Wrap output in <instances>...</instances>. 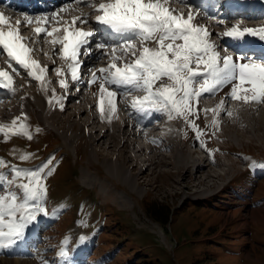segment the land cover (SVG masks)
<instances>
[{
  "label": "rangeland",
  "instance_id": "rangeland-1",
  "mask_svg": "<svg viewBox=\"0 0 264 264\" xmlns=\"http://www.w3.org/2000/svg\"><path fill=\"white\" fill-rule=\"evenodd\" d=\"M5 15L10 21L20 14L9 13ZM22 27L36 50L43 51L42 54L47 52L50 42L61 31V28L56 26L53 28L58 29V31L54 32L52 36L44 33L39 34L37 38L33 32L32 24L25 23L23 26L22 23ZM53 28L47 27L49 32ZM57 57L55 56L54 59H59ZM45 59L49 60L48 58ZM105 59H107L106 56ZM59 60L57 62H61ZM99 61L94 62L90 68L104 62ZM51 84L56 87L58 83L51 82ZM81 91L84 96H89L88 89L86 91L84 88ZM9 99L12 100L9 103L15 102L14 98L10 97ZM9 103L0 102L1 108ZM75 104L73 105L76 109L82 106L87 107L86 102L76 104V106ZM27 111L31 117L25 113L26 124L24 125L27 126V122H29L37 130L38 135L28 130L32 138L29 140L19 136L24 139L21 140L16 136L8 135L9 133L16 134V132L4 130V133L0 132V152L13 153V155L19 156V153L12 152L16 145H21L22 149H28L31 146L36 147V150L38 147L39 150L36 154L44 153L46 149L52 147V154L55 152V148L63 150L66 153L64 157L67 159L64 168L62 169L63 164L59 165L56 171L48 170L44 173L41 170L44 165L47 166L48 159L41 164L40 169L38 167L31 169V171H39L40 175H46V185L49 188L46 209L49 215H55V219L53 224L46 223L43 225L39 231L41 235L38 240L29 246L35 252H33L34 254L27 253V256H30L27 258L29 259L27 264H63V261L58 262L56 253L60 244L68 245V243L69 252L72 253L74 260L79 261V264H264V167H261L264 165V132L256 137L253 145L249 144L248 138L236 142L230 133L228 138L221 140L225 149L217 152V157L220 156L218 158L226 163L230 161L235 163H231L229 168L228 166L224 167L225 170L222 168L214 170L223 175L226 173L221 179L216 177L211 182L205 179L200 184L197 181L204 175L195 178L192 174L185 182L189 184V187L185 189L182 186L184 183H178L174 175L167 173L157 175L160 170L166 169L162 165L154 168L152 173L146 172L136 178L133 182L136 190L132 191L131 185L128 187L123 183V176L119 174L118 178L117 175L115 177L109 173L105 163H103L107 159L104 158L106 152L102 148L99 149L100 154L98 156L94 155L89 162L87 161V148L83 135L75 144V147L78 145L80 153H76L73 145L69 142L66 146L61 144L62 138L60 136L65 129L66 122L59 114L49 117L50 124H46L41 120L39 107L33 106L27 108ZM86 114L81 115V119L84 121L87 119ZM199 117L191 116L190 119L201 129L204 137L214 141L216 137L210 136L211 131L215 129L213 122L205 113ZM99 123L102 125V122ZM17 126L21 125L18 124ZM175 130L178 133V129L175 128ZM80 131L79 134L81 135L83 133L82 128ZM182 132L188 134L189 138H196L195 131L191 129L187 120H185ZM235 148L239 150L238 155L233 153ZM54 157L59 160L62 159L59 152ZM110 157L112 161H117L115 155ZM16 159L19 160L20 157ZM137 159L139 162L142 160V164L145 163L144 157L142 159L141 156H137ZM127 162L125 163L126 167L128 166L126 175L130 174L129 172L133 175L137 174L138 168L131 169L130 161ZM5 165L0 166V170L5 172ZM69 166L77 170L75 174H70L73 177H69V180H72L79 188L75 185L72 189L65 188L64 182ZM150 168L148 171H152ZM228 171L230 173L237 172L231 183L220 192L203 198L205 193L215 191L221 182L226 181L227 177L225 176L228 175ZM7 172L9 176L6 180H12L14 174L11 170ZM50 180L51 186H49ZM199 190L202 192L199 193ZM9 191L14 193L18 191L17 185L5 183L4 190L0 192V195ZM222 192L229 194L227 196L226 193ZM17 196H20L19 192ZM80 198L91 199L99 204L98 219L102 218L106 222L102 227L99 220L97 225H89V223L86 225L79 222L87 228L92 227L93 236L88 243H93L94 248L78 256L82 248L78 250L77 254L74 239L71 235H67L73 226L72 218L76 221L79 218L85 222L96 223L95 214L97 212L93 202L86 204L83 201L81 204ZM151 204H159L158 209L160 206L165 212L167 211L166 221H164L163 212L161 213L160 210V215L159 212H156L160 216V222L149 215L147 208ZM55 210L59 213L57 220L58 214ZM234 211L239 212L233 214ZM49 215L48 219L50 218ZM100 229L102 230L99 238L96 239ZM61 234L69 236L66 243H64V237L55 241V238ZM42 259L43 262H40ZM71 261L73 260L71 259ZM0 264L16 263L13 262L10 252H3V254L0 253Z\"/></svg>",
  "mask_w": 264,
  "mask_h": 264
},
{
  "label": "snow or ice",
  "instance_id": "snow-or-ice-1",
  "mask_svg": "<svg viewBox=\"0 0 264 264\" xmlns=\"http://www.w3.org/2000/svg\"><path fill=\"white\" fill-rule=\"evenodd\" d=\"M76 2L88 3L89 0ZM91 6L97 13L93 17L97 25L95 31L74 27L77 21L89 22L85 14L74 17L72 25L63 28V36L55 37L51 43L54 46L60 45L61 56L69 62L71 78L78 81L77 69L83 63L78 57L81 54L91 55V38L99 32L107 31L120 41L118 46L112 49L109 65L93 72L92 79L88 81L89 85L98 83V108L102 115L105 101L111 112L116 111L117 92L110 90L109 86L125 91L138 90L144 95L132 98V109L146 115L165 114L169 119L173 118V114L183 117L198 139L203 133L190 119L196 115L192 110L194 98L198 99L205 93H215L222 85L231 83L232 87L227 93L229 98L245 103L264 102V63L234 62V58L229 55L220 57L215 50L216 45L209 40L211 33L203 26L194 25L191 22L194 19L191 13L187 18L182 14L174 15L175 10L167 6V0H100ZM50 20H57V14L53 13L51 17H37V24L42 23L44 26L36 27L34 31L37 34L46 33L52 36L58 29L48 31L47 24ZM31 22V18L25 17L24 21H17L15 29L11 26L6 31L0 29V48L7 54L10 62L15 61L22 68L28 69L29 77L42 81L45 69L39 68V74L37 73V61L27 55L31 50L22 43L24 38L19 35V25ZM8 23V18L0 12V25ZM248 35H258L264 40V27L244 28L240 31L238 26H233L222 34L221 39L228 37L237 42L248 43ZM97 47L103 49L105 45L101 43ZM117 52L122 55L117 56ZM129 56L132 58L124 60V57ZM245 59L247 58H240L241 61ZM116 61L123 63L118 65ZM57 72L59 74V69ZM199 78H203V83L197 89L194 84ZM0 79L8 81L4 84L5 88L11 84V77L3 69H0ZM59 83L65 89L68 88L64 80ZM245 84L250 87L245 88ZM222 104L223 101H220L212 109L213 113ZM15 123L14 119L12 124ZM24 127L21 125V130ZM3 131L4 127L0 125V132ZM23 134L30 138L29 133ZM24 158L25 156H21V159ZM2 165H5V161L0 159V166ZM7 167L14 176L26 178L28 183L19 185L22 192L19 197L11 191L0 195V248L22 242L26 230L37 224L41 215H46L42 206L46 188L39 171H25L12 165ZM5 183L11 185L14 181L6 180L5 172L0 170V192H3ZM84 239V236L78 238L80 242ZM66 242L65 239L64 243ZM58 255L67 257L68 252L61 248Z\"/></svg>",
  "mask_w": 264,
  "mask_h": 264
},
{
  "label": "bare ground",
  "instance_id": "bare-ground-1",
  "mask_svg": "<svg viewBox=\"0 0 264 264\" xmlns=\"http://www.w3.org/2000/svg\"><path fill=\"white\" fill-rule=\"evenodd\" d=\"M96 1L99 3V0ZM221 1H223V3H227L228 1H230L233 4H239L241 2L242 3L244 2L249 5H254L255 7L252 13L246 14L243 11H236V10H232L226 13L225 7L221 6L222 11L220 14H218L217 16L218 18H217L216 16L211 15L213 13V11L211 10L207 12L205 11L202 12L200 10L192 11L191 9H186V8L179 9L180 6L177 4L178 2L191 3L189 4V6L192 7L196 6L201 8L203 6V3H195L193 0H169L167 6L170 9L175 10L173 12L174 15L182 14L184 18H187L189 13H191L194 17V19L191 22L194 25L205 27L206 30L211 33L210 36L215 35L218 39V43H214L216 45L215 50L220 55V57L229 55L234 58V62H237V60H239L240 62H245V63L249 61L260 63L259 61H255V60L241 61L240 60L241 57H247L246 56L247 54L245 53L238 52L237 54H230V53L226 54L225 52L226 47L230 46V44L228 43H230V41H235V40H233L232 38H229V40H227L228 37H225L222 40L221 36L224 32H226L228 29L232 28L233 26H238L240 31H242L244 28L258 29L260 27H264V20L260 19V16L264 14V0H240L239 3L237 2V0H221ZM45 2H46L45 0H38V3L33 2L31 4V11H34L35 8L39 9L37 10L38 12L40 11L38 14H34V16L32 17L27 16L31 18L32 21L31 23L35 28L39 26H43L42 23L37 24L36 22L37 17H46V16L51 17L53 13H56L58 15L64 12L67 8H76V10L78 9L77 17H80L82 15L88 14L90 11L93 10L92 8L90 10L86 8L84 6L86 3H77L76 0H64L63 2L60 3L57 2L54 7H47L46 5H44ZM87 5L90 6L92 4L89 3ZM26 11L31 12L29 10ZM70 20L72 21L73 17H71ZM17 21L15 23L16 26H17ZM20 33L21 32H19V35L21 36ZM210 38L211 37H209V39ZM250 39L260 41L258 52L264 50V41L261 40L258 35L246 36L247 41H249ZM212 40L213 39H210L211 42ZM112 41L116 43L111 44L109 46H105L103 49H101L97 47L98 44L102 43L104 45H107L110 44V42L105 44L106 42L103 43L101 40H97L95 38L91 40L89 47L91 48L92 53L91 55L88 56L82 55L84 57L82 58L85 59V61H83L82 65L79 66L77 69L79 76L78 81L72 80L71 70L69 69L70 74L68 77V81L66 82L68 85L67 89L62 87L59 83L60 82L59 76H61L64 72H65L64 74H66L67 72V71H63L65 64L62 61L57 62L56 59H51L49 60L50 62L47 65H44L42 64L41 60L38 59L35 60L37 61L36 71L38 74H39V68H44L46 74L51 70L53 71L51 75L47 74L48 78L46 77V74H44L45 73L44 72L42 74V81H37L27 75L28 69H24V68L22 69V67L19 64H17L15 61L10 62L9 58L7 57V54L4 56H0V69L6 71L11 77V84L9 85L10 89L4 95L12 97V99L14 98L15 100V102L12 103H9L12 101L10 99H8L7 102H5V100L2 98L3 95L0 94V102L9 103L6 104V106H4L3 108H1L0 105V125H2L4 128L5 126H8V128L12 127V125L10 124L14 119L16 120V123L17 122L22 123L24 119L23 110H25L24 109L25 106L27 108L33 106H37L41 108V113L43 117H47V116L54 117L59 114L65 120L64 122H66L65 129H63V131L61 132V137L63 138V142L65 143L71 142L72 144L75 145L77 144L78 139L83 135L85 147L87 148L86 157L88 162L92 159L94 155L98 156L100 154L99 149L102 148V150L106 152L105 154L106 156L104 158L107 159V161L103 163H105L109 173L114 175L115 177L118 176V178H119V174L123 176V180H122L123 183L128 185V187L129 185H131L132 191L136 190L134 188V183H133L136 178H139V176L144 175L146 172L152 173L154 168L162 165L166 167V169L160 170L157 175L163 173L174 175L177 178L176 181L178 183H184L182 186L185 189L189 187V184H186L185 182H187V179L190 178L192 174H194L195 178L200 175H204V177L200 178L197 181L200 184H202L205 181V179H207L206 181L209 180L211 182L214 178L216 179V177H219V179H221L224 175H226V173H224L223 175L221 173H218L217 171L215 172L214 170H219L221 168L223 169L224 167L227 166L229 168V166L231 167L232 165L231 163H234V161H230L229 163L228 162L226 163L222 161V159L221 160L219 159L220 156H218L219 158L217 157L216 160L214 159L212 160L211 157L205 152L201 156L194 155L193 153L194 149L187 147L188 146L187 142L179 141L176 135L177 133L173 131V129L176 127L175 124L177 125V123L175 122L176 119L175 114H173L172 119L164 118L162 123H160V122H153L154 118H157L155 117V113H152L150 115L135 113L134 112L135 110L130 107V104L133 97H139L144 95L142 91H138V90L125 91L123 89L118 90L115 86H109L110 90L117 92V96L115 98L116 108L118 106L121 107L122 110H124L125 108L126 112L123 114L122 117L115 116V112L110 111L109 107L107 106V102L105 101L103 115L101 114V111L98 108V104L100 101V97L98 95L99 92L98 83L89 85L88 81L92 79V75L89 78L87 76L82 78L81 75H83V73L87 71L90 65H93V63L99 61V59L100 61L102 62L104 61V62L103 64L100 63L93 72H97L98 69L102 67H107L109 65V63L112 60V49L113 47H117L118 44L120 43V41L117 38ZM219 47H222V49H219ZM137 48H139L138 43H137ZM0 50H2V48H0ZM238 54H243V56L238 58L237 57ZM27 55L31 58V53H28ZM116 55L121 56L122 53L117 52ZM105 56L107 57V59H105ZM131 58L132 57L130 56L124 57V60ZM116 63L118 65H122L123 61H116ZM58 69L59 70L61 69L62 73L58 74L57 72ZM0 80H5L6 82H8L6 79H0ZM42 82H43V87H42ZM51 82H55L56 84L59 83V86L57 84V86L54 87L51 84ZM202 83H203V78H199L195 81L194 87L198 89ZM16 86L18 89L16 88ZM85 86L88 87L87 89L89 91V96L87 97L84 96V93L81 91L84 90ZM231 87H232L231 83L222 85L215 92V93H219L220 95H216L213 98H211L210 96L211 94H207V93L203 94L198 99L194 98L192 101L193 104L192 110L196 114L197 113L200 114L203 108L206 109L209 119L211 121H215L217 135L226 138L230 133V136H232V138L236 140V142L237 141L240 142L241 140L243 139L245 140L246 138H248L249 144L253 145L255 143L254 140L257 139L256 137H258L259 134H261V132H264V102L255 101L254 103L251 102L245 103L233 99L230 102L228 101L223 102L221 107L217 109L215 113H213L212 111V109H214L216 105L223 100L224 96H226L227 93H229ZM244 87L247 88L250 86L245 84ZM72 88L75 89V93L73 95L68 94L64 97V95L67 93V90ZM50 91H52L51 96H49L50 94L47 93ZM42 92H44V94H42ZM58 92H61L60 96L54 99L52 96ZM47 97L49 101L47 102L46 105L45 100L47 99ZM118 99L120 101H118ZM73 102L76 104L79 103L83 104L86 102L87 107L82 106L81 108L79 107L76 109L73 105L74 104ZM61 105L63 106L62 108ZM83 113H87L86 115L88 120L86 119V121H84L81 119ZM139 115H140V119L138 118ZM99 122H102V125ZM138 122L140 124L139 126H138ZM98 123L101 126H99ZM86 126L87 128H85ZM132 126H137L138 133L141 134L142 136L147 137L148 140L147 150L146 147H144L143 145H140L139 147L134 146V140H136V137H138L139 134L133 133L131 129ZM81 128L83 130V133L80 135L79 133L81 132L80 131ZM182 138H184L183 135ZM193 143L194 145H196L197 143V145L200 148H202L201 142L195 140ZM218 149H225V148L222 145H218ZM235 152L238 151L235 150ZM112 155H115V157H117V161L111 160L110 156ZM137 156L139 157L141 156L142 159L144 157L143 161L145 163L142 164L141 163L142 160H140L139 162ZM127 161H130L129 166L131 167V169L138 168L137 174L133 175V173L129 172L130 174L126 175L127 174L126 169L128 166L126 167L125 163H128ZM89 165H91V163H89ZM149 168L152 171H148ZM227 173L229 174L230 172L228 171ZM200 192L202 191L199 190V193ZM237 212L239 211H234L233 214H236ZM47 217L46 219H48ZM37 225L38 223L26 230L25 238L30 237L31 240L34 239ZM22 244L23 243L8 247L13 250L12 259L13 262L16 264H27L26 262H28L29 260L27 258L30 257L25 254L27 252V249L26 248L22 249V246H20ZM18 248H21L20 249L21 251L15 250ZM61 248L66 249L65 246ZM60 249L58 250V253ZM79 253L81 254V251H79ZM68 257L69 256L60 257L59 262L63 261L64 262L63 264H71V263L74 264V262L71 261V259H68Z\"/></svg>",
  "mask_w": 264,
  "mask_h": 264
},
{
  "label": "trees",
  "instance_id": "trees-1",
  "mask_svg": "<svg viewBox=\"0 0 264 264\" xmlns=\"http://www.w3.org/2000/svg\"><path fill=\"white\" fill-rule=\"evenodd\" d=\"M158 205L159 204H151V205H149V207H148V212L151 214V215H153V216H155L156 218H160V216H158V213H156V212H159V215H160V211H161V213L163 212V218H164V220H166V218H167V211L165 212V210H163L162 208H160V206H159V209L157 208L158 207ZM160 210V211H159ZM163 210V211H162Z\"/></svg>",
  "mask_w": 264,
  "mask_h": 264
}]
</instances>
